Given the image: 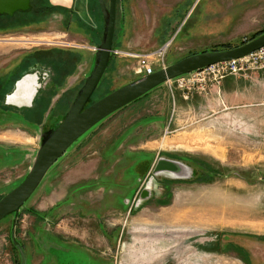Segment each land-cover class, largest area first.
<instances>
[{
	"label": "rangeland",
	"instance_id": "obj_1",
	"mask_svg": "<svg viewBox=\"0 0 264 264\" xmlns=\"http://www.w3.org/2000/svg\"><path fill=\"white\" fill-rule=\"evenodd\" d=\"M53 1L97 27V36L62 10L27 21L16 16L12 26L0 20V77L24 57L52 48L48 41L81 46L75 49L80 62L40 122L39 111L11 107L0 95V198L28 173L41 134L63 118L102 38L97 0ZM262 30L264 0H116L119 54L90 103L140 78L149 53L167 42L165 66L201 48L236 47ZM226 76L242 78L246 91L196 114L183 110L177 121L176 89L184 96L206 93L211 83L187 92L166 82L82 135L19 211L0 220V261L8 251L20 263L14 239L30 264H264V68ZM185 167L189 174L180 175ZM207 206L208 215L187 218ZM223 210L229 214L220 216Z\"/></svg>",
	"mask_w": 264,
	"mask_h": 264
},
{
	"label": "water",
	"instance_id": "obj_2",
	"mask_svg": "<svg viewBox=\"0 0 264 264\" xmlns=\"http://www.w3.org/2000/svg\"><path fill=\"white\" fill-rule=\"evenodd\" d=\"M32 0H0V14L13 15L17 11L27 10ZM103 18V33L101 41L94 53V64L86 76L82 86L76 92L74 99L58 125L41 134L40 144L33 163L24 179L0 198V220L11 213H16L31 197L42 182L48 170L82 135L97 123L122 107L132 103L157 86L182 75L200 70L209 65L244 57L264 46V32L236 47L201 51L179 59L151 74L141 76L100 99L90 103L109 60L114 55L113 35L116 17V0H97ZM186 173L189 174V168ZM146 187L141 196L148 193ZM19 252L20 263L27 264L25 252L15 240H12Z\"/></svg>",
	"mask_w": 264,
	"mask_h": 264
},
{
	"label": "flooded vegetation",
	"instance_id": "obj_3",
	"mask_svg": "<svg viewBox=\"0 0 264 264\" xmlns=\"http://www.w3.org/2000/svg\"><path fill=\"white\" fill-rule=\"evenodd\" d=\"M47 2H49V13L51 12L53 13L54 12L53 10H62L61 11L62 14L75 15V16L78 15L74 11V9L68 7L66 3L58 2L57 4H55L53 0H47ZM106 5L108 6V4ZM99 9H100V6H99ZM17 12H15L14 14H16ZM100 12H101V9H100ZM77 17H79L82 21V25H83L82 30H84V28L86 30L87 25H88V28L90 29V33L92 34V36L96 38L97 27L94 28V26H91L90 24H88L79 15ZM90 17L93 18L91 14H90ZM92 20L94 21V24H95L96 19L93 18ZM102 22H103V18H102ZM40 42H43V41H40ZM48 44L49 46H52V48H48L44 50H37L36 52H33V54L28 55L27 57H24L23 59L19 60V62L16 64V66L11 71L8 72L7 76L2 75L0 77L1 78L0 95L5 96L4 101L7 102V104H10L11 107L18 108V109H24V110L32 108L33 110H35V104L38 101H42L46 97L51 99L56 94V91L58 90V88L62 86L67 76L70 75L67 73L68 72L67 71L68 70V59L69 58L74 59L75 57H79V59H81V54L75 50V49L81 48L79 44H75V43H72V44L70 43H48ZM112 44L114 45V38H113ZM66 46H70L74 48V50L73 49H62L63 47H66ZM95 46L97 49L98 45H95ZM41 51H44V52L49 51V61L44 62V61H40L37 58H34L35 55L41 54L42 53ZM4 85L7 86V90L5 91L3 90ZM17 86H18V91L15 92L17 89ZM61 98H57V101L60 100ZM26 105H29V106H26ZM247 261H250V258H247Z\"/></svg>",
	"mask_w": 264,
	"mask_h": 264
},
{
	"label": "built area",
	"instance_id": "obj_4",
	"mask_svg": "<svg viewBox=\"0 0 264 264\" xmlns=\"http://www.w3.org/2000/svg\"><path fill=\"white\" fill-rule=\"evenodd\" d=\"M51 42L52 41H48V43ZM168 43L169 42H167L166 44L168 45ZM166 44H164L159 49L149 53L148 60L146 59L143 68L142 76L154 72L155 68L153 66H158L159 68L165 67L163 61L167 48ZM92 49L95 51L96 47L94 46ZM113 54H119V50L114 49ZM260 68H264V46L254 50L244 57L215 63L200 70H196L177 77L171 81L176 83L178 87L186 89L187 92L191 91L192 89L196 91L205 90L208 83H218L226 74H238L241 72H245L246 70H256ZM187 84H189L190 87ZM194 85H196V88H194ZM1 264H6V261L2 262Z\"/></svg>",
	"mask_w": 264,
	"mask_h": 264
},
{
	"label": "crops",
	"instance_id": "obj_5",
	"mask_svg": "<svg viewBox=\"0 0 264 264\" xmlns=\"http://www.w3.org/2000/svg\"><path fill=\"white\" fill-rule=\"evenodd\" d=\"M202 50H204V48L203 49L201 48L199 50V52ZM80 60L81 59H79L77 61V63H79ZM76 64H75V66H76ZM74 71H75V69H74ZM237 77L238 76H235V77L226 76L225 78L221 79V81L218 83H211L208 87V90H206V93L198 94L196 92H193V93L190 92L188 94V96H184V94L182 92H180L181 90L176 89V100H175V96H174L173 102H174V107L177 109V113H176L177 121H178V116L180 115V113H182L181 111H183V110H185V112H186V110L189 111L188 115L196 114L197 112L198 113L201 112L203 109L211 108L212 105L215 104V102H218V100L225 95L233 94V93L234 94L235 93L241 94V92L244 93L246 91L245 87L242 86L243 84H245L244 80H242V78H237ZM240 85H241V87H240ZM170 121L168 123H170ZM175 121H176V119L172 120V123H175ZM168 157L174 158L175 160L176 159L180 160V158L176 155H168ZM207 209H209V206L202 208V209H194L189 213H186V212L185 213H186V215L188 214L187 218H189L190 213H192L191 218H192V216L198 218L204 212H206V214H207L208 213ZM211 211H212V208L210 207V212ZM185 213H184V215H185ZM0 246H1V244H0ZM4 252L5 253H2V254H4V256H6V258H5L6 264H17V262H15L14 259H12V257L10 255H8L9 254L8 251H4ZM7 257L10 258V263H8ZM1 263L2 262L0 261V264ZM27 264H30V263H27Z\"/></svg>",
	"mask_w": 264,
	"mask_h": 264
},
{
	"label": "trees",
	"instance_id": "obj_6",
	"mask_svg": "<svg viewBox=\"0 0 264 264\" xmlns=\"http://www.w3.org/2000/svg\"><path fill=\"white\" fill-rule=\"evenodd\" d=\"M41 0H32L31 1V7L27 10H22V11H18L16 14L10 16V15H5V14H0V20H1V23L5 24L7 23L8 26H12L14 24V22H11V20L16 17V16H21L23 19H26L29 20V19H33L34 20V16L36 15L35 13H42V16H46V15H49V2L47 1H41ZM45 2V3H44ZM36 4H38L39 6H37V9L38 10H35L36 8ZM39 7V8H38ZM16 22H19L18 20H16ZM264 32V30L262 31H259L257 32L255 35H253L252 38H254L255 36L259 35L260 33ZM251 38V39H252ZM114 47V45H113ZM42 53L41 54H37L35 55L34 58H37L39 59L40 61H49V51H41ZM61 59V58H60ZM63 59V58H62ZM79 60V57H75L74 59L73 58H69L68 59V74H71L74 69H75V63ZM101 81V80H100ZM98 87V86H97ZM97 89V88H96ZM96 91V90H95ZM95 93V92H94ZM93 93V94H94ZM147 94V93H146ZM145 94V95H146ZM144 96V95H143ZM142 96V97H143ZM141 97V98H142ZM140 99V98H138ZM137 99V100H138ZM48 101H49V98L46 97L45 99H43L42 101H38L36 104H35V109L38 112V114H36L37 118L35 119V122H40L41 118H42V113L41 111L45 110L47 108V104H48ZM129 105V104H128ZM127 106V105H126ZM124 106V107H126ZM122 107V108H124ZM121 108V109H122ZM27 117H31V120H33V117H34V113L32 114H28ZM37 120V121H36ZM168 201H163L161 203L165 204L167 203ZM244 258V257H243Z\"/></svg>",
	"mask_w": 264,
	"mask_h": 264
},
{
	"label": "bare ground",
	"instance_id": "obj_7",
	"mask_svg": "<svg viewBox=\"0 0 264 264\" xmlns=\"http://www.w3.org/2000/svg\"><path fill=\"white\" fill-rule=\"evenodd\" d=\"M167 45V44H166ZM18 91V86H17V89H16V91L15 92H17ZM14 92V93H15ZM13 93V94H14ZM10 97V96H9ZM31 104V103H30ZM29 104V105H30ZM29 105H26V106H29ZM192 141V140H191ZM191 141H190V143H191ZM171 142V141H170ZM174 142V141H173ZM229 214V212H228V210H223V211H221V215L220 216H222V217H224V216H226V215H228Z\"/></svg>",
	"mask_w": 264,
	"mask_h": 264
}]
</instances>
